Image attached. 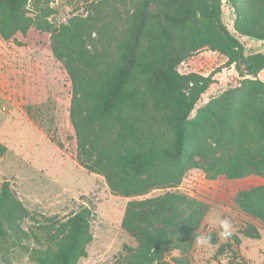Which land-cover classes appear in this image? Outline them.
I'll return each instance as SVG.
<instances>
[{
	"label": "trees",
	"instance_id": "16d2710c",
	"mask_svg": "<svg viewBox=\"0 0 264 264\" xmlns=\"http://www.w3.org/2000/svg\"><path fill=\"white\" fill-rule=\"evenodd\" d=\"M40 1L0 0L4 42L34 43L52 28ZM239 37L264 42V0H99L52 34L51 49L72 80L70 153L104 177L112 195L129 199L121 225L137 246H125L113 264H189L210 210L206 200L225 203L228 196L223 188L198 191L201 199L178 192L190 168L208 181L264 177V52L246 54ZM205 51L222 57L220 67L232 68L237 81L199 106L222 68L204 74L181 66ZM6 152L0 142V159ZM157 189L165 191L146 197ZM232 193L236 209L264 224V184ZM27 216L4 183L0 251L24 249L36 264H78L86 256L90 208L37 228L45 246L22 228ZM29 240L37 246L26 248Z\"/></svg>",
	"mask_w": 264,
	"mask_h": 264
},
{
	"label": "rangeland",
	"instance_id": "374dc122",
	"mask_svg": "<svg viewBox=\"0 0 264 264\" xmlns=\"http://www.w3.org/2000/svg\"><path fill=\"white\" fill-rule=\"evenodd\" d=\"M33 1V0H31ZM99 0H41L38 8H47L49 31L36 34L35 42L16 45L0 38V142L7 148L0 159V192L8 183L12 195L28 211L21 225L32 231L45 246L37 228L63 222L82 207L93 212L92 242L78 264H113L125 254V246L135 248L134 238L122 229L127 198L110 193L104 177L77 164L67 140L72 80L64 63L52 48V34L72 16H86ZM32 10L33 2L29 3ZM39 16L38 9H35ZM111 8L106 12L110 13ZM232 11L223 6V20L232 31ZM245 53L264 52V42L239 37ZM218 54L205 51L181 66L208 74L223 64ZM232 68H222L209 94L199 105L236 85ZM65 145L60 150L55 143ZM264 177L250 173L237 181H208L201 170L190 168L178 192L197 197L198 191L226 189L225 203L206 200L210 205L189 253V264H264V224L252 220L233 206L232 192L263 185ZM165 190L157 189L146 197ZM226 221L231 233L222 237ZM251 237H248V236ZM238 240V242L236 241ZM29 249L33 240L24 241ZM171 256H179L173 251ZM0 264H36L21 248L0 251ZM172 264V263H171Z\"/></svg>",
	"mask_w": 264,
	"mask_h": 264
},
{
	"label": "clouds",
	"instance_id": "9594fccd",
	"mask_svg": "<svg viewBox=\"0 0 264 264\" xmlns=\"http://www.w3.org/2000/svg\"><path fill=\"white\" fill-rule=\"evenodd\" d=\"M221 226L224 229V231L221 233L222 237H228L231 235L230 231H229V225L226 221H221Z\"/></svg>",
	"mask_w": 264,
	"mask_h": 264
}]
</instances>
